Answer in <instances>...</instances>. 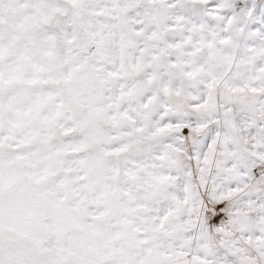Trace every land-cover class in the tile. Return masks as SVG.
I'll return each mask as SVG.
<instances>
[{
  "label": "snow or ice",
  "instance_id": "6c2138e0",
  "mask_svg": "<svg viewBox=\"0 0 264 264\" xmlns=\"http://www.w3.org/2000/svg\"><path fill=\"white\" fill-rule=\"evenodd\" d=\"M0 264H264V0H0Z\"/></svg>",
  "mask_w": 264,
  "mask_h": 264
}]
</instances>
